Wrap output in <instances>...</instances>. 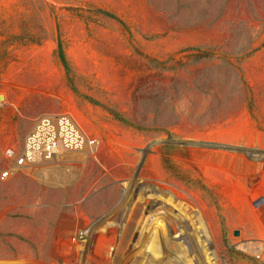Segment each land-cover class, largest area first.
I'll return each mask as SVG.
<instances>
[{"label": "rangeland", "instance_id": "rangeland-1", "mask_svg": "<svg viewBox=\"0 0 264 264\" xmlns=\"http://www.w3.org/2000/svg\"><path fill=\"white\" fill-rule=\"evenodd\" d=\"M0 94V172L95 139L0 178V264H264V0H0Z\"/></svg>", "mask_w": 264, "mask_h": 264}, {"label": "built area", "instance_id": "built-area-1", "mask_svg": "<svg viewBox=\"0 0 264 264\" xmlns=\"http://www.w3.org/2000/svg\"><path fill=\"white\" fill-rule=\"evenodd\" d=\"M87 144L93 146L79 120L67 111L41 114L26 135L18 153L8 150L12 163L0 172L2 180L19 171L42 166L64 158L69 152L82 150ZM90 228L78 232V238L90 237Z\"/></svg>", "mask_w": 264, "mask_h": 264}, {"label": "bare ground", "instance_id": "bare-ground-1", "mask_svg": "<svg viewBox=\"0 0 264 264\" xmlns=\"http://www.w3.org/2000/svg\"><path fill=\"white\" fill-rule=\"evenodd\" d=\"M164 215H165V224H168V225H172V226H174V227H178V222L176 221H174V220H172L171 221V219H172V217H170V216H168L166 213H164ZM162 216V215H161ZM153 217V216H152ZM153 220H157V217H153V219L151 218V221H153ZM157 222V221H156ZM153 223H155V222H153ZM164 225V224H163ZM164 250L166 251V252H168V253H172V254H174V252H175V247L174 246H172V245H164ZM179 258V257H178ZM178 258H171L170 259V261L172 260V259H178ZM179 260V259H178ZM161 261V260H160ZM162 261H168L167 259H164V260H162ZM175 261V260H174ZM177 261V260H176ZM152 264H155L154 263V261L153 262H151ZM150 263V264H151ZM166 264V263H165ZM169 264V263H168ZM179 264V263H178Z\"/></svg>", "mask_w": 264, "mask_h": 264}, {"label": "crops", "instance_id": "crops-1", "mask_svg": "<svg viewBox=\"0 0 264 264\" xmlns=\"http://www.w3.org/2000/svg\"><path fill=\"white\" fill-rule=\"evenodd\" d=\"M14 68H15V70H17V72H18V70H19V65L18 64H16V65H14ZM52 106H54V105H51V103H44V104H42V106H40L41 107V109H40V111L42 112V114L43 113H48V112H61V111H56L55 109H53V107ZM15 175V174H14ZM14 175H12V176H14ZM11 176V177H12ZM10 177V178H11ZM257 187L260 189L261 187L264 189V178H262V180H260V182H258V185H257ZM263 225H264V222H263Z\"/></svg>", "mask_w": 264, "mask_h": 264}, {"label": "trees", "instance_id": "trees-1", "mask_svg": "<svg viewBox=\"0 0 264 264\" xmlns=\"http://www.w3.org/2000/svg\"><path fill=\"white\" fill-rule=\"evenodd\" d=\"M60 59H61L62 63L67 67L68 66L67 61H66V58L62 52L60 54Z\"/></svg>", "mask_w": 264, "mask_h": 264}, {"label": "water", "instance_id": "water-1", "mask_svg": "<svg viewBox=\"0 0 264 264\" xmlns=\"http://www.w3.org/2000/svg\"><path fill=\"white\" fill-rule=\"evenodd\" d=\"M4 95L0 94V100H4ZM234 235H239L240 234V231L239 230H234Z\"/></svg>", "mask_w": 264, "mask_h": 264}]
</instances>
